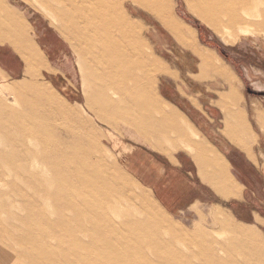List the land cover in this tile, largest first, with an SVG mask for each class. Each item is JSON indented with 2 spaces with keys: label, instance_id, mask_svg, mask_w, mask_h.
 <instances>
[{
  "label": "rangeland",
  "instance_id": "rangeland-1",
  "mask_svg": "<svg viewBox=\"0 0 264 264\" xmlns=\"http://www.w3.org/2000/svg\"><path fill=\"white\" fill-rule=\"evenodd\" d=\"M119 1L120 25L108 27L114 37L104 44L95 41L89 52L88 44L62 29L61 19L43 1L0 0V264H123L119 256L127 252L124 264H264V220L255 223L245 206L233 208L231 202L212 196L204 204L170 213L126 170L119 153L124 145L163 147L160 139L171 141L174 127L161 119L163 110L170 109L159 97L173 96L194 114L185 96L203 62L164 21L170 27L187 26L189 39L193 30L198 44L228 73L226 83L218 76L195 85L196 99L205 106L222 91L228 94V84L237 83V75L244 79L240 83L248 101L254 94L247 86L264 94V84L249 75L264 76V3L253 0L249 14L241 11L245 22L229 25L225 17L212 26L195 0ZM153 53L168 67L159 74L158 85ZM121 80L127 83L121 86ZM89 97L92 108L84 112L77 102ZM62 103L83 113L79 121L66 116ZM198 119L205 122L202 115ZM82 201L114 218L105 229L94 230L84 221L75 234L58 229L56 221L65 216L85 217L88 208ZM84 230L107 242L109 249L96 244L82 254L78 249ZM46 231L61 239L72 235L76 245L58 238L43 245ZM177 235L195 239L183 243L175 240ZM97 251L108 262L99 260Z\"/></svg>",
  "mask_w": 264,
  "mask_h": 264
},
{
  "label": "crops",
  "instance_id": "crops-1",
  "mask_svg": "<svg viewBox=\"0 0 264 264\" xmlns=\"http://www.w3.org/2000/svg\"><path fill=\"white\" fill-rule=\"evenodd\" d=\"M164 23L181 41L192 46L203 62L187 90L190 94L186 98L182 96L194 114L182 108L173 96L164 95L162 99L158 95L162 105L170 109L165 112L163 108L161 119L165 126L170 123L174 127L171 141L160 139L163 147L143 143L124 145L119 151L122 163L170 213L184 211L197 202L204 204L212 196L231 202L233 208L245 206L253 222L263 221L264 94L247 86L246 91L255 96L248 101V95L242 91L243 84L241 86L244 79L237 75V83L228 82V94L222 91L210 106H205L201 98L196 99L195 85L218 76L228 81L225 76L228 73L213 60L214 54L198 44L193 30L189 39L184 24L180 23V27L175 23L170 27ZM154 58L158 63V85L159 74L168 71V67L155 54ZM249 75L255 82L264 84V76L252 72ZM218 84L221 83L218 81ZM201 115L205 122H199ZM217 120L221 123L218 127ZM139 135L145 139L141 133Z\"/></svg>",
  "mask_w": 264,
  "mask_h": 264
},
{
  "label": "bare ground",
  "instance_id": "bare-ground-1",
  "mask_svg": "<svg viewBox=\"0 0 264 264\" xmlns=\"http://www.w3.org/2000/svg\"><path fill=\"white\" fill-rule=\"evenodd\" d=\"M40 1L42 3H45V5H48L49 9H51L52 13L61 19L62 24H63V30L66 32L67 34L70 36H73L75 38V40L79 41L80 43L83 44H88L89 46V52L94 51V42L95 41H100L101 44L106 43V40L109 39V37H114V35H111V32L108 31V27L110 26L109 24L113 23L120 25V18L117 17L116 13L117 11H119L120 7V1L119 0H37ZM51 1H54L55 3L59 4L62 7H54L51 4ZM196 4H197V8L199 10V13L202 14V16L204 17L205 20H207L209 22L210 25L212 26H218L216 24H220L222 23V19H224L225 17H228V24L229 25H236L239 22H245L246 18H244L241 14V11H243V13H247L249 14V9H251L250 7L254 4L253 0H195ZM258 2L264 3V0H257ZM51 4V5H50ZM255 5V4H254ZM254 6H252L253 8ZM168 8V7H167ZM124 9V8H123ZM165 9V8H164ZM162 14V13H161ZM170 14V13H169ZM246 14V15H247ZM171 15V14H170ZM248 18V17H247ZM244 20V21H243ZM224 22V21H223ZM262 22V21H261ZM264 24V23H263ZM259 26V25H258ZM261 27V26H260ZM264 27V26H263ZM125 34V33H124ZM118 36V35H117ZM104 53V51H103ZM129 53V52H128ZM136 56V55H135ZM134 56V57H135ZM116 59V57H115ZM124 60H126L124 58ZM153 60V59H152ZM208 60V59H207ZM28 69L30 68V72L33 70L32 66V61L31 59L28 57V60L26 61ZM86 63V62H85ZM84 66V65H83ZM82 66V67H83ZM86 66L87 63H86ZM85 66V67H86ZM89 67V66H88ZM87 68V67H86ZM90 68V67H89ZM104 68V67H102ZM101 68V69H102ZM134 68V67H132ZM100 69V68H99ZM131 70H135V69H131ZM130 70V71H131ZM127 71V70H126ZM28 70V73L31 75V73ZM87 73L88 69H87ZM129 73V71H128ZM132 74V73H131ZM93 75V74H92ZM109 81V80H108ZM134 82V80H132ZM137 81V80H136ZM101 83V81H99ZM95 83V82H94ZM127 82H125V80H121L120 81V85H125ZM61 85V84H60ZM90 85V84H89ZM114 86V85H113ZM33 87V86H31ZM98 87V86H96ZM34 88H37L36 86H34ZM92 88V87H91ZM115 88V87H114ZM38 89V88H37ZM89 89V88H88ZM113 89V88H112ZM133 89V88H132ZM152 90V89H151ZM99 91V90H98ZM112 91V90H111ZM135 91V90H133ZM138 91V90H137ZM141 91V90H140ZM139 91V92H140ZM49 92L54 95V92L49 88ZM97 92V91H96ZM95 92V93H96ZM100 92V91H99ZM150 92V91H149ZM38 93V92H37ZM94 93V92H93ZM98 93V92H97ZM134 93V92H133ZM96 95V94H94ZM55 96V95H54ZM97 96V95H96ZM114 96V95H113ZM119 96V95H118ZM128 96V95H127ZM64 97V96H63ZM93 97V95H92ZM92 97H89L87 99V101L85 103H80L77 102L78 104H80L81 109H84V112L87 111L88 109L92 108ZM112 97V96H111ZM124 97V96H123ZM96 98L98 99H104L103 95L100 94V96L98 95ZM135 98V97H133ZM45 100V99H44ZM122 99L120 98V101ZM136 99L131 100L135 102ZM119 101V100H118ZM119 101V102H120ZM44 102V101H43ZM107 102V100H106ZM105 103V102H104ZM44 104V103H43ZM47 104V103H46ZM50 106V105H49ZM79 106V105H78ZM123 106V105H122ZM61 109L63 112H65L66 116L69 119H72L73 121H79L78 119L81 118V116L83 115V113L81 112H73L70 107L65 104L62 103L61 105ZM104 107V106H103ZM60 110V109H59ZM111 110V109H110ZM153 110V109H152ZM113 111V110H111ZM130 111V110H129ZM158 111V110H157ZM57 112V111H56ZM107 112V111H106ZM59 113V112H58ZM62 113V112H61ZM155 114V113H154ZM104 115V114H103ZM115 118V117H114ZM72 125V124H71ZM126 127H130L131 129L133 127L129 126V125H125ZM127 127V129H128ZM94 142L96 140H93ZM83 142V141H82ZM94 144V143H93ZM100 160V159H99ZM98 161V160H97ZM93 163V162H92ZM38 164V163H37ZM36 164V165H37ZM87 164V163H86ZM91 164V163H90ZM52 165V164H51ZM88 165V164H87ZM55 166V164H54ZM90 166V165H89ZM94 166V165H93ZM57 167V165H56ZM85 167V166H84ZM83 167V168H84ZM28 169V168H27ZM32 169V168H31ZM60 168H58L59 170ZM87 169H89V167L87 166ZM98 169V168H97ZM61 170V169H60ZM86 170V169H84ZM92 171V170H91ZM94 171V170H93ZM100 172V171H97ZM34 173V172H33ZM84 173V172H81ZM92 173V172H91ZM28 175V174H27ZM100 175V173H99ZM94 176V175H93ZM98 176V173H97ZM36 177V176H35ZM34 177V179H35ZM38 177V176H37ZM55 177V176H54ZM85 178V177H84ZM97 178V177H96ZM32 179V178H30ZM37 179V178H36ZM35 179V181H36ZM60 179V178H59ZM98 179V178H97ZM85 180V179H84ZM92 180V179H91ZM96 180V179H95ZM95 180H93L94 182H96ZM29 181V179L27 180ZM34 181V182H35ZM92 181V183H94ZM107 181H110L107 179ZM91 182V181H90ZM83 183V182H82ZM28 184V183H26ZM90 184V183H88ZM98 184V183H97ZM95 186H98V185ZM106 184V183H105ZM111 184V183H110ZM115 184V183H114ZM30 186V185H29ZM38 187V186H37ZM89 187V186H88ZM33 188V187H32ZM96 188V187H95ZM99 188V187H98ZM108 188V187H107ZM106 188V189H107ZM103 189V188H102ZM97 190V189H95ZM92 192V191H91ZM94 192V189H93ZM100 192V191H99ZM115 191L113 190V194ZM106 193V192H105ZM33 195V194H32ZM31 195V197H32ZM98 195V194H97ZM107 194H104V196ZM110 196V195H109ZM98 197H100L101 201H103L105 198H103L101 195H99ZM90 198V197H89ZM111 198V197H110ZM29 199V197H28ZM91 199V198H90ZM93 200V199H92ZM83 205L87 206L88 211L86 212L87 214H85V220L84 218L81 219H77V218H73V217H66L63 220H60L59 217V221H56L57 227L58 229L61 230H66V229H72L73 233L75 234L76 232H78V227H79V222L80 221H84L87 222V224L91 227L94 228V230L98 229V228H103L105 229V226H107V224L111 221V218H114L113 215H106L103 213H97L96 212V208L92 207V205L88 206V202L86 201H82ZM101 205V203H99ZM58 205V204H57ZM61 208V205L60 207ZM114 212V211H113ZM17 218L20 221H23V217L17 216ZM49 223V222H48ZM49 225V224H48ZM38 228V226H36ZM35 227V228H36ZM46 227V226H45ZM36 228V230H37ZM163 229V228H162ZM52 230V229H51ZM90 231V230H89ZM84 234V236L89 237L88 241H85V237L82 238V243L83 245H81L80 251H82V254L86 251H84L85 247H90V248H94V246L96 244L100 245V247L104 250L109 249V247L107 246V242L102 241L99 239V237H97V235H87L86 231H82ZM186 235V234H185ZM185 235H177L175 237L176 241L179 242H183V243H187L189 241H193L195 239V237L192 236H185ZM244 235V234H243ZM66 238L64 237L63 239L60 238V236L56 235L55 233H53L52 231H46V237L43 240L42 244H48L49 239H54L56 240L57 238L61 241H68V242H74L76 245V240L74 238V236L72 235H67L66 234ZM113 243H118V240L115 238H112ZM196 243V242H195ZM78 246V245H77ZM100 248V249H101ZM109 251V250H108ZM113 251V250H112ZM260 252V251H259ZM258 252V253H259ZM87 253V252H86ZM257 253V254H258ZM253 254V253H252ZM95 255L97 256V258L99 260H101L102 262L107 261L103 255H101L99 253V251H97L95 253ZM112 256V252L108 253V257L110 258L111 261H113L114 256ZM127 254H123L120 255L119 258L121 260V262L127 259ZM2 256V255H1ZM0 256V257H1ZM264 256V255H262ZM258 257V256H257ZM105 260H104V259ZM252 258V257H251ZM254 258V257H253ZM262 258V257H260ZM264 259V257H263ZM3 260V258H2ZM4 261V260H3ZM5 262V261H4ZM121 264V263H120Z\"/></svg>",
  "mask_w": 264,
  "mask_h": 264
}]
</instances>
